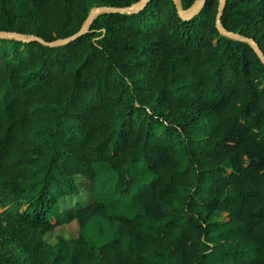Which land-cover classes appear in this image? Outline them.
<instances>
[{
  "label": "trees",
  "instance_id": "obj_1",
  "mask_svg": "<svg viewBox=\"0 0 264 264\" xmlns=\"http://www.w3.org/2000/svg\"><path fill=\"white\" fill-rule=\"evenodd\" d=\"M138 1L0 0V31L52 42ZM218 1L183 20L150 0L62 46L0 38V264H264V64L218 31ZM221 24L264 54V0H226ZM78 177L91 201L63 205ZM128 196L133 216L108 213ZM95 217L101 245L45 238Z\"/></svg>",
  "mask_w": 264,
  "mask_h": 264
},
{
  "label": "rangeland",
  "instance_id": "obj_2",
  "mask_svg": "<svg viewBox=\"0 0 264 264\" xmlns=\"http://www.w3.org/2000/svg\"><path fill=\"white\" fill-rule=\"evenodd\" d=\"M142 165L143 164L130 166L131 171L135 167L141 166L139 168L134 169L132 171V176L130 175L135 181H139L140 185H143V183L145 182L144 179L146 178V169L143 168ZM100 177L106 178L107 174L101 173ZM77 182L80 187L79 195L76 198H64L62 201L63 205L69 206L71 204H74L76 201L81 202L82 204H87L91 201V182L83 177H78ZM150 182L151 179L148 178L146 180V184L141 188L137 186L133 193H138L144 187L148 186ZM105 203L109 214H124L131 217L136 212L134 196H128L124 198H105ZM222 218L226 219V216L222 215ZM92 219L93 220L88 223L83 229H81L76 222H72L70 224L55 228L52 232L48 233L45 238L49 243L55 244L61 238L64 240L73 239L79 236L80 234H83L89 239V241L93 245L98 246L102 243L107 242L115 236L114 230L104 218L95 217Z\"/></svg>",
  "mask_w": 264,
  "mask_h": 264
},
{
  "label": "water",
  "instance_id": "obj_3",
  "mask_svg": "<svg viewBox=\"0 0 264 264\" xmlns=\"http://www.w3.org/2000/svg\"><path fill=\"white\" fill-rule=\"evenodd\" d=\"M149 1L150 0H139L138 2L133 3L127 7H111V6L93 7L89 11V14L87 18L85 19V21L83 22L80 30L76 34L70 37H67V38L57 39L52 42H46L45 40H43L42 38L38 36L25 35V34H20L16 32H6V31H0V38L16 39V40H19L25 43L37 41L43 45L50 46V47L62 46V45L69 44L73 42L74 40L78 39L83 33L87 31L93 19H95L99 15L107 14V13H121V14L137 13L141 11L147 5ZM172 1L175 5L178 16L183 20H189L193 16L198 14L205 3V0H196L195 3L188 10H184L180 4V0H172ZM225 4H226V0L218 1L217 15H216V28L223 36L247 43L251 48L254 49V51L257 53L260 60L264 64V54L261 51L259 45L256 43V41L253 38L245 37L238 33L228 31L222 26L221 17H222L224 8H225Z\"/></svg>",
  "mask_w": 264,
  "mask_h": 264
}]
</instances>
